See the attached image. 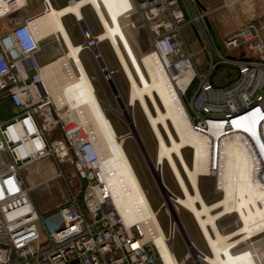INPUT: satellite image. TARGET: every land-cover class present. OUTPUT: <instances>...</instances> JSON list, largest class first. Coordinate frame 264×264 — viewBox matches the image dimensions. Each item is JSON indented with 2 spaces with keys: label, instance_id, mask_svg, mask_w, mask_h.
Listing matches in <instances>:
<instances>
[{
  "label": "built area",
  "instance_id": "obj_1",
  "mask_svg": "<svg viewBox=\"0 0 264 264\" xmlns=\"http://www.w3.org/2000/svg\"><path fill=\"white\" fill-rule=\"evenodd\" d=\"M28 4V0H0V24L14 19ZM42 4V13H47L51 1ZM35 18H16L12 30L0 35V106L9 104L15 112L0 122V264H165L155 243L156 232L151 229L146 236L142 225L126 222L109 201L100 180L99 157L79 111L62 98L54 99L45 85L40 54L47 38L40 37ZM121 21L126 31H147L153 53L169 62L166 68L176 84L179 76L190 75L181 97L195 128L216 116L230 118L231 124L250 114L262 113L259 121L264 119V19L237 27V33L224 40L229 51L255 42L251 48L260 53L257 61L221 53L196 0H130ZM188 22L196 25L210 56L207 74L200 72L184 37ZM220 65L238 74L227 90H217L210 82ZM64 69L70 80L76 78L78 72L65 64ZM102 72L113 80L106 66ZM195 82V94L186 103L183 96ZM58 130L62 138L52 141ZM51 158L59 171L57 178L70 182L61 168L69 162L84 183L81 198L71 192L70 201L55 212L63 224L58 230L46 225L32 195L37 186L30 169H41L38 163ZM168 215L165 240L173 243L180 232ZM185 242L194 247L192 241Z\"/></svg>",
  "mask_w": 264,
  "mask_h": 264
},
{
  "label": "bare ground",
  "instance_id": "obj_2",
  "mask_svg": "<svg viewBox=\"0 0 264 264\" xmlns=\"http://www.w3.org/2000/svg\"><path fill=\"white\" fill-rule=\"evenodd\" d=\"M129 4L130 0H127L125 8L118 14L123 29L125 27L121 16ZM87 6L93 8L103 32L95 40L90 39L86 45L76 46L67 32L64 18L72 16L82 23V9ZM108 16L112 23L109 12ZM35 27L43 39L52 36L59 38L67 51L63 57L42 64L45 85L54 99L59 101L62 98L69 105L65 91L81 84L86 86L91 102L71 106L81 114L93 140L99 157L100 180L107 197L126 222L142 225L146 236L151 235V229L156 232L155 243L165 264H177L172 251L173 243L165 240L157 221V213L151 209L147 194L123 146L130 137L142 146L140 136L134 137V133L132 136L130 133L123 137L117 136L80 59L84 49L94 51L97 62L104 69V61L97 56L96 47L108 42L120 64L130 89L127 105L124 106L119 100L120 105H123L120 109L131 128L134 127L132 111L138 106L156 139L157 156L155 164L151 166L162 185L163 197L167 198L165 202L169 204L168 210L176 221V228L182 236L184 232L187 233L177 217L179 209H184L193 217L210 253L206 255L203 252L204 255L200 256L197 252L200 249L193 243L194 247L187 246V258L196 264H225L223 255L227 251L264 233V119L259 121L262 113L254 114L257 117H251V114L240 117L233 124L230 118L216 116L209 119L208 125L195 128L181 97V90L186 92L190 75L179 76L176 84L174 75L166 68L169 62L166 60L164 63L152 52L141 59L148 82L140 85L97 0H81L63 9L51 5L47 13L35 18ZM92 41L95 42L94 46L90 45ZM64 64L71 71L78 72L75 79L70 80ZM104 74L110 82V74ZM94 108L102 117L111 141L107 140ZM188 149L193 151L191 165L183 153ZM115 151L125 166V172L113 161ZM145 158L150 164L146 153ZM165 165L181 196L164 185ZM116 173L124 175L116 177ZM209 177L217 178V192L222 194V198L213 204L207 203L201 187V180ZM228 216H236L240 227L232 233L223 234L218 222ZM249 249L252 250L254 264H264V252L257 253L255 247Z\"/></svg>",
  "mask_w": 264,
  "mask_h": 264
},
{
  "label": "rangeland",
  "instance_id": "obj_3",
  "mask_svg": "<svg viewBox=\"0 0 264 264\" xmlns=\"http://www.w3.org/2000/svg\"><path fill=\"white\" fill-rule=\"evenodd\" d=\"M120 2V6L122 7L120 9L121 11L125 8V3L127 2V0H120ZM52 4L53 7L57 9V5L54 1ZM30 5H36V1L30 0ZM30 9L32 8H28L24 11L19 12L17 15H15V17H22L27 15ZM224 13L225 12H221L219 17L222 19V22H225L226 26L229 28L231 22L225 15L227 13ZM83 14L86 19H84V25H86L85 27H87L86 30L84 27L82 28V26L84 25L81 26L74 17L69 16L64 19L65 27L67 28L71 40L76 46H83L78 44H83L85 41L87 42L89 36L96 38L93 34H91L90 31H92L93 33L98 32L99 34L103 32V29L100 26L97 17L91 7L88 6L83 9ZM8 20H11V18L3 21V24H0V26L3 25L5 32L8 31V27H5L8 25ZM86 21L88 25L86 24ZM206 22H208V27L210 28L211 34L214 38L215 46L225 56L230 58H241L249 61H257L261 59L260 53L257 52L255 48H251V46H255V42H252L250 44H242L239 48L232 51L225 50L224 41L221 40V43L219 40H217V37L215 35L216 33H214L216 27L214 25H211L212 23L207 18ZM217 28L218 30L222 29L221 25H218ZM236 33L237 27L234 34ZM183 34L186 38L189 49L195 53V59L200 72L207 74V72L209 71L210 56L199 37L196 25L188 22L183 30ZM234 34L231 37H233ZM115 35L139 84L146 85L148 80L146 72L141 64V59L146 55L152 54L153 52L152 43L147 31L144 29L136 31L128 28L126 31V29H123L122 25H120L116 30ZM262 37L264 40V32L262 33ZM63 44L64 43L61 40L57 39L55 36L49 37L42 43L40 62L44 64L50 61L57 60V58L63 57L64 53H67L66 48ZM99 49L103 56L102 59L104 61V65L110 71L113 77V80L111 79L110 82L106 81V74L102 72L101 65L97 62L90 49L83 50L80 59L92 81L96 93L117 136L123 137L128 135L131 131L130 125L128 126L124 114L120 109L121 106H125L128 103L130 90L129 84L109 43L106 42L104 44H99L98 50ZM237 77L238 74L235 69L230 66L220 65L211 74L210 82L217 90H227L236 82ZM112 83L116 87V90L118 92L117 94L112 91ZM196 89L197 83L195 82L189 88L186 95L183 96L186 103H188L192 99ZM65 92V95L71 105L82 106L87 102H91V96L84 84L67 89ZM119 100L122 101L123 105H120ZM1 105L3 107L0 106V122L13 115V110H11L10 108H5V104ZM94 109L97 115V119L101 124L107 140L111 141L107 128L104 125V122H102V117L97 113L96 108ZM132 117L134 120V127L136 128V131L140 136L142 146L139 145L133 137L126 139L123 146L125 148V152L129 158V161L143 187V190L147 194V199L149 200L151 209L157 213V221L159 222V227L160 229H162L161 231L165 235L168 234L170 227V217L168 215L169 206H167L168 203L165 202V197H163V190L160 189L156 182L157 177L154 175V171H152V166L153 164H155L157 156V142L147 123L145 116L138 106L133 109ZM60 138H62V134L59 130L51 135L52 141L58 140ZM144 152L150 158V164L149 161L145 158ZM183 153L187 162L191 165L193 151L188 149ZM53 161L54 160L52 158L47 159L41 163H38V166H40V168L42 167L41 169L30 170L32 172V182L37 186L32 193L36 206L41 215L46 217V225L49 228L58 230L63 226V224L61 219L55 212L61 206L67 204L70 201L71 192H73L76 197L81 198V196L83 195L84 183L77 177L75 167L69 162L62 163L61 168L70 182L67 183L63 179L57 178V172L59 171ZM113 161L118 164L120 168L125 172V166L121 158L117 155V152L115 153V159ZM163 172L165 183L164 185L171 191H173L177 196H181L180 191L167 165H165ZM121 174L122 173H116V177H118L119 175L123 177L124 174ZM26 176L29 177V174L27 173ZM216 180V177L203 178L201 180L203 194L208 204H213L222 198V194L217 192ZM165 203L166 205H164ZM177 217L181 226H184L187 232L183 233L184 237L178 233L175 236L173 242V249L171 248L177 264H180L182 262L184 264H194L191 258H187V255L189 253L185 242V240L187 241V239L192 241L198 247V249H200V251L204 252L206 255H210L209 250L193 217L184 209H179ZM218 226L223 234H229L238 229L240 227V223L236 216H228L224 219H221L218 222ZM250 247H255V249L258 251L257 253L264 252V233L257 236L251 241L232 248V250H229L223 255V258L225 260V257L228 256V253L233 252L241 254L240 256L242 258L250 261V263L252 262L251 264H254V259L252 258V250L249 249Z\"/></svg>",
  "mask_w": 264,
  "mask_h": 264
},
{
  "label": "crops",
  "instance_id": "obj_4",
  "mask_svg": "<svg viewBox=\"0 0 264 264\" xmlns=\"http://www.w3.org/2000/svg\"><path fill=\"white\" fill-rule=\"evenodd\" d=\"M35 1H36V5L31 6L30 0H28V3H29L28 6L25 9L21 10V11H24L28 8H32L29 10L27 15L22 16V17L17 16L14 19L7 21L8 25L5 27H8V31L5 32L3 25H1L0 26V35L8 33L9 31L12 30V28L16 24V21H15L16 18L21 19V20L22 19H29L32 17L37 18V17L45 14V13H42L43 12L42 0H35ZM50 1H51L52 6H53L52 3L54 1L55 4L57 5L56 6L57 9H63L65 7L71 5L72 3H76V2H79L81 0H50ZM97 1L99 3L100 7L102 8V11L104 12V14H105V16H106V18L110 24L111 29L113 30V32L115 34L116 30L121 25L120 20L118 19V14L120 12V9L122 8L120 6V3H121L120 0H97ZM196 2L198 4L199 10L201 12H203L206 15V18L209 19V21L212 23V24L211 23L210 24L214 25L216 27V30L214 33H216L215 35L217 37V40H219V38H220L222 41H224L227 38L231 37L235 33L236 27H244V26H247V25L252 24V23H258L259 21L264 19V0H196ZM183 4L184 3L181 2V6H183ZM225 4H226V6H225ZM89 7H91V6H89ZM85 8L86 7H84L83 9H85ZM83 9H82V14H83ZM91 9L93 10V8H91ZM93 12H94V10H93ZM108 12H109L110 17L112 19V23H111V20L108 18L109 17ZM221 12L227 13V14H225V13L224 14L227 16V18L231 22V24H230L231 28L230 27L228 28L226 26V23L222 22V19L219 17ZM83 17H84V14H83ZM187 17L189 18V15H187ZM84 19H85V17H84ZM84 19H83V22L86 20V19L85 20ZM97 20H98V18H97ZM78 23L80 24V22H78ZM86 24L88 25L87 21H86ZM218 25H221L222 29L218 30V28H217ZM85 30H86V28H85ZM90 32L96 38L102 33L101 32L99 34L98 32L97 33H93L92 31H90ZM216 37H215V40H216ZM90 39H92V38L89 36V39L87 40V42L85 41L83 44L86 45ZM93 40H95V38H93ZM83 44H78V45H83ZM97 50H98V46H97ZM99 52H100V49H99ZM101 55H102V53H101ZM47 63H45V64H47ZM11 110H13V115H14V113H15L14 109L11 108ZM13 115L10 116L9 118L5 119V120L10 119L11 117H13ZM104 125H105V123H104ZM230 250H232V249H230ZM240 255L241 254L229 252L228 256L225 257V260H224L225 264H251L252 263V262L250 263V261L242 258Z\"/></svg>",
  "mask_w": 264,
  "mask_h": 264
},
{
  "label": "water",
  "instance_id": "obj_5",
  "mask_svg": "<svg viewBox=\"0 0 264 264\" xmlns=\"http://www.w3.org/2000/svg\"><path fill=\"white\" fill-rule=\"evenodd\" d=\"M80 25L82 26V25H84V22L83 23H80ZM86 25H84V26H82V28L84 27V28H86L87 29V27H85ZM219 37V36H218ZM92 39H93V37H91ZM219 41L222 43V41H221V39L219 38ZM94 44H95V42L94 41H92V44H90L91 46H94ZM98 57H101L99 54L97 55ZM100 64V63H99ZM101 65V64H100ZM103 65H104V63H103ZM105 66V65H104ZM103 69V68H102ZM104 69H105V67H104ZM112 86H111V88H112V91L115 93V94H117L118 92H117V90H116V87L113 85V83L111 84ZM131 129V131H130V135L132 136V134L134 133V137L135 136H138L139 137V135H138V132L136 131V129L134 128V127H131L130 128ZM134 129V130H133ZM140 139V138H139ZM140 143H141V140H140ZM141 145V144H140ZM152 169V168H151ZM153 171V170H152ZM154 176V175H153ZM155 177V176H154ZM156 182H157V184H158V186L160 187V189L162 190V188H161V184H160V182H159V180H157L156 179ZM165 199H166V202H167V198H166V196H165Z\"/></svg>",
  "mask_w": 264,
  "mask_h": 264
},
{
  "label": "trees",
  "instance_id": "obj_6",
  "mask_svg": "<svg viewBox=\"0 0 264 264\" xmlns=\"http://www.w3.org/2000/svg\"><path fill=\"white\" fill-rule=\"evenodd\" d=\"M5 108H10V109H11L12 107H11L9 104H6V105H5ZM12 109H13V108H12ZM3 113H4V112H3ZM1 115H2V114H1ZM3 117H4V116H3ZM3 119H5V118H3Z\"/></svg>",
  "mask_w": 264,
  "mask_h": 264
}]
</instances>
